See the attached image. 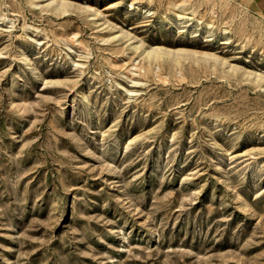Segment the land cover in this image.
I'll list each match as a JSON object with an SVG mask.
<instances>
[{
  "label": "rangeland",
  "instance_id": "374dc122",
  "mask_svg": "<svg viewBox=\"0 0 264 264\" xmlns=\"http://www.w3.org/2000/svg\"><path fill=\"white\" fill-rule=\"evenodd\" d=\"M0 264H264V15L0 0Z\"/></svg>",
  "mask_w": 264,
  "mask_h": 264
},
{
  "label": "crops",
  "instance_id": "0c3cea01",
  "mask_svg": "<svg viewBox=\"0 0 264 264\" xmlns=\"http://www.w3.org/2000/svg\"><path fill=\"white\" fill-rule=\"evenodd\" d=\"M257 12L264 15V0H248Z\"/></svg>",
  "mask_w": 264,
  "mask_h": 264
}]
</instances>
